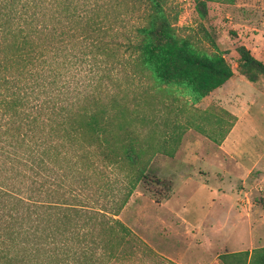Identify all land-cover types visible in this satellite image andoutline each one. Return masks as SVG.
<instances>
[{
  "label": "trees",
  "instance_id": "16d2710c",
  "mask_svg": "<svg viewBox=\"0 0 264 264\" xmlns=\"http://www.w3.org/2000/svg\"><path fill=\"white\" fill-rule=\"evenodd\" d=\"M193 1L204 18L235 0ZM179 13L176 0H0V264H104L122 246L114 217L153 156L138 76L147 103L172 86L203 98L232 74L178 33Z\"/></svg>",
  "mask_w": 264,
  "mask_h": 264
},
{
  "label": "rangeland",
  "instance_id": "374dc122",
  "mask_svg": "<svg viewBox=\"0 0 264 264\" xmlns=\"http://www.w3.org/2000/svg\"><path fill=\"white\" fill-rule=\"evenodd\" d=\"M176 2L178 33L220 53L232 74L203 98L172 86L147 103L138 76V117L147 118L138 122V137H150L153 148L149 179L114 217L129 233L104 264L182 263L181 255L174 263L161 253L198 246L208 225L222 232L217 214H207L210 201L232 203L229 215L240 231L249 226L242 217H253L250 227L262 234L254 246L264 248V73L244 67L236 51L244 46L264 65V0L209 3L204 18L193 0ZM228 132L230 143L223 144ZM223 180L233 185L221 187Z\"/></svg>",
  "mask_w": 264,
  "mask_h": 264
},
{
  "label": "crops",
  "instance_id": "0c3cea01",
  "mask_svg": "<svg viewBox=\"0 0 264 264\" xmlns=\"http://www.w3.org/2000/svg\"><path fill=\"white\" fill-rule=\"evenodd\" d=\"M230 135L231 133L226 136L223 144L230 143ZM219 184L221 187L233 185L232 183H227L225 180L220 181ZM233 204L235 206L237 203L235 202ZM207 206L210 208L207 214H217L215 218L220 219L219 225L222 226V232L224 233L218 231L213 233L216 228L208 225L202 232L200 231L201 244L193 248L184 249L182 254L167 252L165 250L161 253L164 258L175 263L177 261L175 257L180 258L181 255L182 263L177 264H250L252 260L256 261L260 256L264 257V248L254 246L255 239L261 238L262 234L261 231L250 227V224L255 222L253 217H248L247 219L242 217L241 221L244 222L243 224H248L249 226L241 227L240 229L243 230L240 231L237 228V223L233 221V217L229 215L228 208H232V203L226 201H210ZM261 221L264 222V216ZM228 229L229 231H226ZM219 233L221 234L220 237ZM213 235L218 242H212Z\"/></svg>",
  "mask_w": 264,
  "mask_h": 264
}]
</instances>
